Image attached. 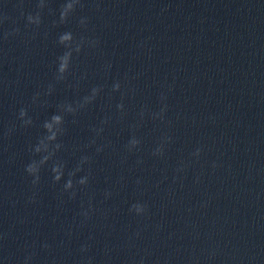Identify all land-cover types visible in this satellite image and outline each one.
<instances>
[{
	"label": "clouds",
	"instance_id": "obj_1",
	"mask_svg": "<svg viewBox=\"0 0 264 264\" xmlns=\"http://www.w3.org/2000/svg\"><path fill=\"white\" fill-rule=\"evenodd\" d=\"M48 3L49 0H37V10L35 12L25 13L23 11V0H18L17 7L20 10V16L26 21L25 27H31L38 30L43 23L42 13L46 8H48L50 14L55 15L54 11L48 7ZM83 6V0H64L59 9L58 20L52 21L53 27L60 24H66L70 17L76 12L77 8H82ZM97 8H99L98 2ZM10 19L11 17L6 13L0 14V26H2L5 21ZM13 23L15 24L16 22L13 21ZM88 23V17H80L79 25L82 29L87 30ZM19 33V27L4 30L0 33V41H7L9 37L16 36ZM56 43L64 49L63 53L59 55L55 61L54 80L56 83H60L67 80L68 75L71 72L74 56H79V54L83 52L86 47L96 49L99 46L100 41L95 37H88L83 34L77 37L72 31H65L58 35ZM111 68V62H106L103 66L105 73L110 72ZM126 84L128 86H126ZM104 88L105 85L103 84L95 85L89 89L86 95L80 97L78 100L74 102L65 101L57 104L56 112L42 123L41 127L44 129V133L38 137L37 142L34 145H29L28 151L32 154L33 158L24 167L26 174L32 178L30 184L33 189L38 190L41 184V171L46 166L51 172V182L53 185L59 184L62 180H64L61 186V194L63 195L64 193H67L69 199H76L78 191L88 187L91 178L90 166L93 162V156L84 152V149L95 146V153L98 155L109 147L108 143L98 144L97 140L103 136L105 126L112 121V116L106 115L100 120L98 125L91 127L90 131L93 133V136L89 139L88 143L83 146V148L76 149V151H80L82 154L71 170H67V161L60 159L57 156V153L65 147L61 140V137H63L67 132V129L65 128V117L70 115L75 118L79 112L86 110L88 106L94 104L101 97V94L104 92ZM53 91L54 84L50 83L43 95L50 96ZM135 91V88L130 86V80L127 75H125L124 81L117 79L111 84L109 95H111V93H120V101L115 105V108L121 120L126 116L124 100L129 96H134ZM169 91H171V88H169ZM40 97V92L34 93L32 96V103L37 104L40 102ZM167 99L168 96L164 92H161L159 95L160 107L158 110L152 111L148 108V106H143L137 113V123L131 125L133 130L132 134L130 135L127 143L124 145V148L128 153H133L139 150L142 141L135 134V130L142 125L146 118H150L153 121H160L161 123L165 122L166 113L169 107ZM46 105L47 101H44L42 106ZM17 119L20 121V126L23 128H28L34 124L33 118L29 115L27 107L20 108L17 114ZM72 122L75 123V119H73ZM9 131H11V129ZM170 143H172V137L165 133L152 150V155L155 157H163L165 154V146ZM201 151L202 149L198 147L192 155L199 157ZM141 162L142 161H138V163ZM86 165L89 166L87 171H85ZM183 170V167L177 169V171ZM82 172L84 175L78 176V174ZM65 174H67L66 180L64 179ZM137 183H139V181H137ZM111 195L112 193L109 190H106L104 193L105 198H109ZM35 197L36 192L34 191L33 195L29 197L28 202H35ZM93 211L94 208L92 206V198H90L87 208H85L83 204L81 205L79 215L83 218L82 223L91 218V213ZM129 211L138 216L145 215L148 211V205L146 203L136 202L130 206ZM43 247L47 249L49 245L45 243ZM89 250L90 245H81V253H86ZM35 255L36 253L34 251L28 252L24 257L22 264H31ZM79 264H93V258L82 257Z\"/></svg>",
	"mask_w": 264,
	"mask_h": 264
},
{
	"label": "water",
	"instance_id": "obj_2",
	"mask_svg": "<svg viewBox=\"0 0 264 264\" xmlns=\"http://www.w3.org/2000/svg\"><path fill=\"white\" fill-rule=\"evenodd\" d=\"M264 33V0H239Z\"/></svg>",
	"mask_w": 264,
	"mask_h": 264
}]
</instances>
